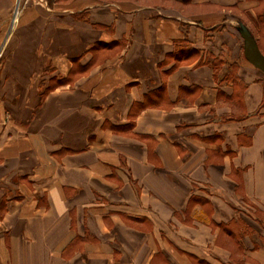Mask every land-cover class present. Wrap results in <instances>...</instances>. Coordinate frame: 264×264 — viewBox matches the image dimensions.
Returning a JSON list of instances; mask_svg holds the SVG:
<instances>
[{
	"label": "crops",
	"instance_id": "1",
	"mask_svg": "<svg viewBox=\"0 0 264 264\" xmlns=\"http://www.w3.org/2000/svg\"><path fill=\"white\" fill-rule=\"evenodd\" d=\"M262 2L0 0V264H264Z\"/></svg>",
	"mask_w": 264,
	"mask_h": 264
},
{
	"label": "water",
	"instance_id": "2",
	"mask_svg": "<svg viewBox=\"0 0 264 264\" xmlns=\"http://www.w3.org/2000/svg\"><path fill=\"white\" fill-rule=\"evenodd\" d=\"M264 17V12H263ZM245 43L248 59L264 71V54L261 53L258 44L250 33L246 32Z\"/></svg>",
	"mask_w": 264,
	"mask_h": 264
},
{
	"label": "rangeland",
	"instance_id": "3",
	"mask_svg": "<svg viewBox=\"0 0 264 264\" xmlns=\"http://www.w3.org/2000/svg\"><path fill=\"white\" fill-rule=\"evenodd\" d=\"M264 1V0H262ZM264 3V2H262ZM260 14V11L257 13V15ZM254 17V16H253ZM257 20V21H256ZM255 27H253L254 31H255V35H256V39H257V43L259 44L260 48L263 49L264 51V26L263 23L260 21V19H255ZM259 29V32L257 31ZM244 34H247L246 31ZM254 38V37H253ZM60 79H58L59 81Z\"/></svg>",
	"mask_w": 264,
	"mask_h": 264
},
{
	"label": "trees",
	"instance_id": "4",
	"mask_svg": "<svg viewBox=\"0 0 264 264\" xmlns=\"http://www.w3.org/2000/svg\"><path fill=\"white\" fill-rule=\"evenodd\" d=\"M259 19H260V17H259Z\"/></svg>",
	"mask_w": 264,
	"mask_h": 264
}]
</instances>
